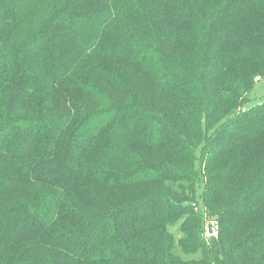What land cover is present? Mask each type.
Instances as JSON below:
<instances>
[{"label":"trees","instance_id":"16d2710c","mask_svg":"<svg viewBox=\"0 0 264 264\" xmlns=\"http://www.w3.org/2000/svg\"><path fill=\"white\" fill-rule=\"evenodd\" d=\"M263 74L264 0H0V264H264Z\"/></svg>","mask_w":264,"mask_h":264},{"label":"rangeland","instance_id":"374dc122","mask_svg":"<svg viewBox=\"0 0 264 264\" xmlns=\"http://www.w3.org/2000/svg\"><path fill=\"white\" fill-rule=\"evenodd\" d=\"M249 99L250 101L246 106L253 105L257 102H260L262 99H264V74L261 76L255 77L254 87L249 94ZM196 198H197V201L201 203V200L199 198V191H197ZM204 228H205V223H204Z\"/></svg>","mask_w":264,"mask_h":264},{"label":"built area","instance_id":"2783aa9c","mask_svg":"<svg viewBox=\"0 0 264 264\" xmlns=\"http://www.w3.org/2000/svg\"><path fill=\"white\" fill-rule=\"evenodd\" d=\"M211 226V232H209V233H214L215 231H216V229H217V225H216V223H213L212 225H210Z\"/></svg>","mask_w":264,"mask_h":264},{"label":"water","instance_id":"95a60500","mask_svg":"<svg viewBox=\"0 0 264 264\" xmlns=\"http://www.w3.org/2000/svg\"><path fill=\"white\" fill-rule=\"evenodd\" d=\"M208 231L211 232V226L210 225H208Z\"/></svg>","mask_w":264,"mask_h":264}]
</instances>
